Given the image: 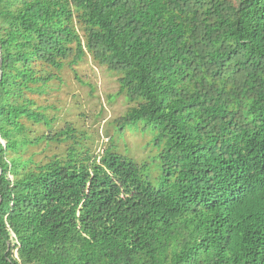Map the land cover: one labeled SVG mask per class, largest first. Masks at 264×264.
Returning <instances> with one entry per match:
<instances>
[{
  "label": "trees",
  "instance_id": "1",
  "mask_svg": "<svg viewBox=\"0 0 264 264\" xmlns=\"http://www.w3.org/2000/svg\"><path fill=\"white\" fill-rule=\"evenodd\" d=\"M88 56L136 104L115 129L156 133L159 187L59 128ZM0 264H264V0H0Z\"/></svg>",
  "mask_w": 264,
  "mask_h": 264
},
{
  "label": "rangeland",
  "instance_id": "2",
  "mask_svg": "<svg viewBox=\"0 0 264 264\" xmlns=\"http://www.w3.org/2000/svg\"><path fill=\"white\" fill-rule=\"evenodd\" d=\"M118 77V74L98 66L90 56L74 69L66 68L62 73L63 83L57 92L61 109L59 128L70 122L94 132L97 154L109 147V136H113V144L120 154L148 164L144 175L151 179L155 187H159L161 171L155 163L159 150L153 146L156 135L153 129L141 130L145 122L132 125L124 135L115 129L114 120L136 105L124 95H118Z\"/></svg>",
  "mask_w": 264,
  "mask_h": 264
}]
</instances>
